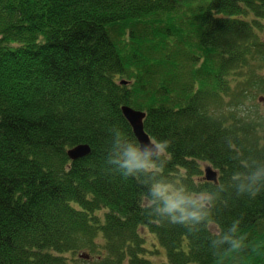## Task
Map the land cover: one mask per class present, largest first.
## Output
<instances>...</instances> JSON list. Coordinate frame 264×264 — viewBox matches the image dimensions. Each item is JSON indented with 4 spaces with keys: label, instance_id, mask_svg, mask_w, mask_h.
<instances>
[{
    "label": "trees",
    "instance_id": "16d2710c",
    "mask_svg": "<svg viewBox=\"0 0 264 264\" xmlns=\"http://www.w3.org/2000/svg\"><path fill=\"white\" fill-rule=\"evenodd\" d=\"M257 95L264 0H0V264H218L211 233L239 218L264 243V191L232 186L264 162V114L244 112ZM123 105L172 141L167 179L218 193L209 228L149 216L146 189L105 163L111 128L135 139ZM224 264H264V247Z\"/></svg>",
    "mask_w": 264,
    "mask_h": 264
},
{
    "label": "clouds",
    "instance_id": "9594fccd",
    "mask_svg": "<svg viewBox=\"0 0 264 264\" xmlns=\"http://www.w3.org/2000/svg\"><path fill=\"white\" fill-rule=\"evenodd\" d=\"M113 134L105 163L110 170L123 179H135L146 191L139 204L149 216L172 225H182L189 233L199 231V226L209 228L212 212L216 207L218 193L190 190L186 185L172 183L162 174L170 157L172 141L149 138L145 144L130 138L118 127L110 129ZM236 197L255 198L264 191V162H255L245 173L232 177ZM215 186L223 192V185ZM242 218L234 219L227 230L212 232L210 246L218 264H224L230 254L246 250L259 253L264 243H250L247 233L241 231Z\"/></svg>",
    "mask_w": 264,
    "mask_h": 264
},
{
    "label": "water",
    "instance_id": "95a60500",
    "mask_svg": "<svg viewBox=\"0 0 264 264\" xmlns=\"http://www.w3.org/2000/svg\"><path fill=\"white\" fill-rule=\"evenodd\" d=\"M121 84H125V81H121ZM262 98H260L261 100ZM120 111L124 119L129 124L135 139L139 140L141 144H145L149 141V135L145 132L143 127V120L145 113L134 110L128 106H121ZM90 153V148L86 144H79L67 151V157L71 161H75L86 157ZM203 179L207 182L216 184L218 182V173L211 166H205L203 169Z\"/></svg>",
    "mask_w": 264,
    "mask_h": 264
},
{
    "label": "rangeland",
    "instance_id": "374dc122",
    "mask_svg": "<svg viewBox=\"0 0 264 264\" xmlns=\"http://www.w3.org/2000/svg\"><path fill=\"white\" fill-rule=\"evenodd\" d=\"M261 96L257 95L253 101H248L246 103V108L244 110L245 114H248L254 118L259 117L260 115L264 114V100L261 99ZM150 237H147V240L149 241ZM157 249L159 250V253H157L155 256H153L151 259L155 263H159L164 261V253L161 251V249L157 246Z\"/></svg>",
    "mask_w": 264,
    "mask_h": 264
}]
</instances>
